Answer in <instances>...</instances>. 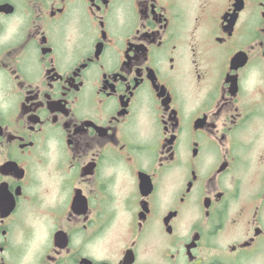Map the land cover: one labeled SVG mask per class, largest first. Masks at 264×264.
Returning a JSON list of instances; mask_svg holds the SVG:
<instances>
[{"label": "flooded vegetation", "instance_id": "af4514ba", "mask_svg": "<svg viewBox=\"0 0 264 264\" xmlns=\"http://www.w3.org/2000/svg\"><path fill=\"white\" fill-rule=\"evenodd\" d=\"M0 264H264V0H0Z\"/></svg>", "mask_w": 264, "mask_h": 264}]
</instances>
